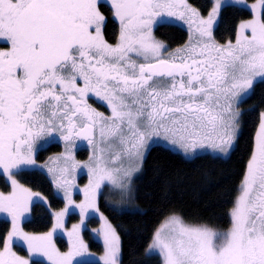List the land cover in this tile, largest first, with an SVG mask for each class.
<instances>
[{"label":"snow or ice","instance_id":"snow-or-ice-1","mask_svg":"<svg viewBox=\"0 0 264 264\" xmlns=\"http://www.w3.org/2000/svg\"><path fill=\"white\" fill-rule=\"evenodd\" d=\"M97 2L0 0V41L10 45L0 49L2 174L11 178L24 166L43 171L33 159L36 142L57 131L69 146L66 160L72 159L74 137L87 140L94 149L89 185L80 204L74 205L67 182L54 179L68 206L55 214L52 231L44 235H29L18 226L38 193L15 179L10 195L0 193V212L8 213L13 224L6 240L0 241V264H29L12 251L14 240L23 241L30 252L47 257L51 264H72L87 251L80 227L86 216L99 211L97 195L107 193L121 200L129 195L132 176L142 167L141 149L150 137L163 130L186 152L207 144L226 154L243 115L232 101L243 103L256 78L264 79V20L241 24L242 30H251V37L239 36L235 45H218L212 29L219 23L221 0L206 19L186 0H111L121 24L116 45L102 36L104 17ZM260 5L264 8V0ZM178 6L184 11H174ZM165 13L180 20L190 14L188 23L195 25L198 36L190 35L189 44L168 58H162L166 46L151 34L153 23L162 22ZM90 94L107 102L111 116L88 104ZM73 205L81 221L68 233L74 238L72 250L61 253L52 236L64 227V215ZM230 216L231 228L223 235L206 226L186 225L174 216L168 221L175 226L170 236L162 239L157 230L149 251L158 249L163 264H264V117ZM101 219L107 246L102 259L104 264H117L119 238L107 219Z\"/></svg>","mask_w":264,"mask_h":264},{"label":"trees","instance_id":"trees-1","mask_svg":"<svg viewBox=\"0 0 264 264\" xmlns=\"http://www.w3.org/2000/svg\"><path fill=\"white\" fill-rule=\"evenodd\" d=\"M188 3L198 8L203 16L212 6V0H188ZM98 8L104 17L103 38L110 44L115 43L119 36V25L113 17L112 9L104 3H100ZM251 16V12L243 7H222L219 23L214 29L215 38L219 42L233 40L238 23ZM154 35L167 43L169 49L182 46L188 38L184 28L167 23L156 25ZM239 108L243 113L240 117V132L228 157L199 154L187 159L159 144H154L146 153L142 172L134 185V200L139 210L118 212L100 199V209L120 238L119 264H162L160 256L149 254L147 248L156 228L169 215L176 214L187 223L206 225L219 231L230 227V210L239 194L264 111V80L253 86L244 102L239 104ZM59 150L58 144H51L40 149L36 158L43 161L48 154ZM77 155L83 157L84 152L78 151ZM13 175L19 185L39 193L44 199V202L32 203L30 217L22 222L21 229L29 233L49 230L53 223L50 209L59 210L64 205L62 198L55 193L50 179L36 169L18 170L13 172ZM10 189L11 184L0 174V192H8ZM76 218L73 214L69 221ZM10 230L11 222L0 218V241L6 240ZM83 235L91 250L102 251L101 244L92 237L88 229L84 230ZM56 240L60 248L66 247L61 237H56ZM12 247L17 254L26 255L23 247L17 244ZM2 248L3 243L0 242V249ZM30 264L46 263L34 259Z\"/></svg>","mask_w":264,"mask_h":264},{"label":"rangeland","instance_id":"rangeland-1","mask_svg":"<svg viewBox=\"0 0 264 264\" xmlns=\"http://www.w3.org/2000/svg\"><path fill=\"white\" fill-rule=\"evenodd\" d=\"M98 2H104V3H107L111 6V0H98ZM98 2H97V8H98ZM186 3L191 8L196 9L198 11V13L200 14L199 9L190 5L188 3V0H186ZM215 4H216V0H212V6H211L209 12L204 16L200 14V16L202 18L206 19L208 17L209 13L214 8ZM226 5H235V6H239V7H243L245 9H248L251 12L252 16H251V18H249L247 20H242L238 23L237 28H236L235 38L233 40H226L223 42H219L214 36V29L217 25V24H214V27L212 29V37H213V40L215 41V43L218 45H221V46L227 45L229 43L235 45L239 36L251 37V30L250 29H243L242 30L240 27L241 24L252 21L253 19H262L263 8L260 5V0H253V1H248V0H221V7H220L218 17H217L218 21H219V17H220V11H221L222 7H224ZM98 10H99V8H98ZM112 11H113V16H114V10L112 9ZM174 11L179 12V11H184V9L179 8V6H178L176 9H174ZM114 18L120 27L121 24H120L119 19L116 18L115 16H114ZM190 19H192L190 14H186V18L184 20H180L179 17L168 18L166 13H165L164 14V20L162 22L153 23V26L151 29L152 37L154 38L155 41L162 43L163 45L166 46L164 49H162V58H168L170 53H173L177 49L183 48L186 45H188L189 40H190V35L198 39V36H196V33L194 31L195 25L190 26L188 23V21ZM160 23L173 24V25H177V26L184 28L188 34L187 41L180 47H177L174 49H169L167 46V43L160 40L159 38H157L154 35V28L156 27V25H158ZM102 26H103V24H102ZM102 26H101V32H102ZM102 36H103V33H102ZM119 37H120V33H119V36L117 39V43L119 42ZM133 59H135V57H133ZM137 62L141 63L143 61L138 60ZM262 80H264V79L259 78V77L256 78V80L254 81V83L252 85V88L257 82L262 81ZM252 88H251V90H252ZM251 90L248 92L247 96L250 94ZM105 103L107 104L106 101H105ZM232 103H233L234 110L237 112H241V109L239 108L240 103H237L236 100H233ZM110 115H111V113H110ZM262 117H264V111L261 114V120H262ZM261 120H260V123H261ZM259 126H260V124H259ZM237 127L239 128V132H240V118L237 121ZM258 130H259V127L257 129V132H258ZM239 132L235 138V141H234L232 148L226 154H222L218 149H214L207 144H205L204 147L198 146L196 149L189 148L186 152L185 149L180 146V144H178V143L173 144V142H172L173 138L171 136H169L171 134H166L165 136L164 135L153 136L152 139L150 138L148 141H146L144 148L141 149V151L143 153V161H144V158L146 156L148 149L150 148L151 145H154V144H159V145H161V146H163V147H165V148H167L173 152L180 154L181 156H183L187 159L193 158L194 156L199 155V154H209L212 156H218L221 158H226L229 156L230 152L234 148L235 143H236V139L239 135ZM256 135H257V133H256ZM256 135H255V139H254V149H255ZM96 141L98 142L99 138L96 139ZM50 143H59L61 146L60 150L48 154L47 157L43 161H38L36 158L38 151L40 149L46 147ZM68 148H69V146L66 145V143L63 141V139L59 138V137L57 138V137L53 136V137H46V138L40 139L39 141L36 142L35 150L33 153V159L35 160V164L37 166H39L40 169H42L43 171L37 169L35 166H24L23 168L20 169V170L36 169V170L43 172L50 179V181L54 187L55 193L59 197H61L63 202H64V205L61 209H59V210L50 209V213L52 215L53 223H52V226L49 230H47L45 232H41V233H29V232L23 231L24 233H27L29 235H37L38 236V235H44V234L52 231L53 225L55 224V221H56L55 214L64 211L66 206H68L67 199L65 198L64 190L62 188H57L56 183L54 182V179H58L61 183H64V182L68 183L69 191L71 194V199L73 200L74 205L80 204L85 199V194H84L83 190L89 185V181H90L89 167L92 164L94 149H93V146L91 144H88L85 147L86 151L84 152V156L79 157L77 155V152L80 148L78 147L76 139L73 138V141L71 144V157H72V159L66 160L65 157L68 155ZM254 149H253V151H254ZM73 164L78 165V166L72 167ZM142 165H143V163H142ZM65 168H67L68 170L62 171ZM49 169H52L53 171L49 172ZM14 172H15V170H14ZM141 172H142V167L139 168V171H137L133 174L132 179H131V188H130L129 195L126 198H124L123 200H121L119 197H116V196H108L107 193H100L97 195L96 204H97L99 211L94 212L92 215L86 216L84 218L83 225H81V227H80L79 235H80L81 239L83 240L84 244L87 245V251L85 253H83L81 256L74 257L72 264H78V263H84V262H98L100 264H104V260L102 258L105 257V255H106V247L107 246L105 244V240H104V236H103L104 220L101 219V217H104L107 219L108 223L115 230V233H116L118 238H119V235H118L116 229L114 228V226L112 225V223L109 221V219L105 215V213L100 209V206H99L100 199L102 198L108 207H110V206H109V203L107 201L111 200V202L113 204H116L118 206L116 209H114L118 212H121V211H138L139 207L137 206V204L134 200V185H135L136 179L140 176ZM246 173H247V170H246ZM246 173H245V175H246ZM0 174H2V170H0ZM2 175L11 184L10 191L0 192V193L4 194L5 196H7L13 192V186H12L11 180L15 179V178H14L13 173L11 175V178H9L8 174H2ZM244 178H245V176H244ZM244 178H243V181H244ZM243 181L240 185V191H239L238 196L241 193V190L243 187ZM21 187H23V186H21ZM23 188H25V187H23ZM30 192L35 193L32 191H30ZM238 196H237V198H238ZM37 201L44 202V199L40 194L38 197L33 196L32 201L28 203V212H26L25 215L18 220V226L20 228H21L22 222L30 217V208H31L32 203L37 202ZM235 204H236V202H235ZM74 205L70 206L68 212L64 215V218H63L64 227L62 229H57L56 232H54L53 236H52V240L56 246V249L61 253H67V252L72 250V244H73L74 238L69 237L68 233L72 231V228L74 225H79L80 221H81L80 211L78 208H75ZM234 207H235V205L231 208L230 213L232 212ZM110 208H112V207H110ZM73 214L76 215L77 218L75 220L69 221L70 216ZM174 216L181 218L179 215H176V214H172V215L165 217L161 221L159 226L156 228L154 234L156 233L157 230H160L161 238L167 239L170 236V234L172 233L173 228L175 227L174 225L168 223V221ZM0 218L8 219L11 222V230H10V232H11L13 229L12 217L6 212H0ZM230 218H231V216H230ZM181 220L186 225L206 226V225H201V224L187 223L182 218H181ZM206 227L217 232L219 235H223V234L227 233V231L231 228V225L225 231H219V230L213 229L209 226H206ZM86 229H88L90 231L92 237L97 242H99L101 244V246H102L101 252H96V251H93L89 248V245H88L87 241L84 239V235H83V232ZM154 234H153V237H152V239L148 245L147 252L149 254L159 255L161 258L162 264H163V256H162V254H159L158 249H153V250L149 251L150 246L153 245V243H154ZM56 237H61L65 241L66 247L64 249L59 247L57 240H56ZM13 244H17V245H19L25 249L26 255L21 256V255L17 254L12 247V251L15 252L19 257L28 260L29 264H30V261L34 260V259L41 260L46 264H51V262L48 261L47 257H44L43 255H41L39 253L30 252L28 250L27 244L24 243L23 241L14 240ZM118 249H119V252H118V258H117V264H119V258H120V238L118 239Z\"/></svg>","mask_w":264,"mask_h":264},{"label":"flooded vegetation","instance_id":"flooded-vegetation-1","mask_svg":"<svg viewBox=\"0 0 264 264\" xmlns=\"http://www.w3.org/2000/svg\"><path fill=\"white\" fill-rule=\"evenodd\" d=\"M100 3H104V2H98V5H99ZM104 4H105V3H104ZM120 31H121V25H120V27H119V33H120ZM107 43H108V42H107ZM108 44H110V43H108ZM116 44H117V42L112 43V44H110V45H116ZM9 46H10L9 44H7V43H5V42H3V41H0V49H5V50H6ZM78 83L80 84V86H82V82H81V81H78ZM87 102H88V104L91 105V107L94 108L97 112L103 113L105 117L111 116V115H110L111 111H110L109 107L106 106V103H105V102H104V103L98 102L97 98H95L92 94H90L89 97L87 98ZM95 135H96V139H98V138H99L98 130H97V132H96ZM162 135H164V136L166 135V134L164 133L163 130L160 131L159 136H162ZM53 136H55V137H57V138H58V137L61 138V134H60V132H58V131L55 132V133L53 134ZM169 136L172 137V135H169ZM46 137H48V136H42V137L39 138L37 141H39L40 139L46 138ZM74 138H75V137H74ZM150 138L152 139L153 137H150ZM75 139H76V141H77L78 147L80 148L78 151H80V152H85V151H86V150H85V147L89 144L88 141H87L84 145L80 146V139H79V138H75ZM51 144H58V145L60 146L59 143H50L49 145H51ZM49 145H47V146H49ZM47 146H46V147H47ZM60 147H61V146H60ZM44 148H45V147H44Z\"/></svg>","mask_w":264,"mask_h":264},{"label":"water","instance_id":"water-1","mask_svg":"<svg viewBox=\"0 0 264 264\" xmlns=\"http://www.w3.org/2000/svg\"><path fill=\"white\" fill-rule=\"evenodd\" d=\"M86 141H87V140H84V139L80 138V143H81V144H84Z\"/></svg>","mask_w":264,"mask_h":264}]
</instances>
